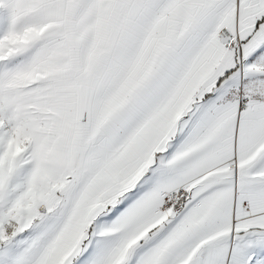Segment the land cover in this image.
<instances>
[{"label":"snow or ice","instance_id":"obj_1","mask_svg":"<svg viewBox=\"0 0 264 264\" xmlns=\"http://www.w3.org/2000/svg\"><path fill=\"white\" fill-rule=\"evenodd\" d=\"M0 264H264V0H0Z\"/></svg>","mask_w":264,"mask_h":264}]
</instances>
